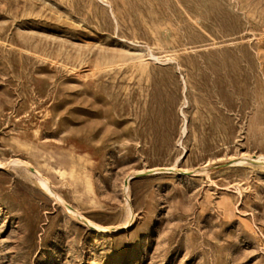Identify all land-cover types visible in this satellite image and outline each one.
Instances as JSON below:
<instances>
[{"label": "rangeland", "instance_id": "1", "mask_svg": "<svg viewBox=\"0 0 264 264\" xmlns=\"http://www.w3.org/2000/svg\"><path fill=\"white\" fill-rule=\"evenodd\" d=\"M0 163V264H264V0H0Z\"/></svg>", "mask_w": 264, "mask_h": 264}, {"label": "bare ground", "instance_id": "2", "mask_svg": "<svg viewBox=\"0 0 264 264\" xmlns=\"http://www.w3.org/2000/svg\"><path fill=\"white\" fill-rule=\"evenodd\" d=\"M11 163H12V165H25V166H27V167H29L28 165H26V164H24V162H21V161H19V160H15V161H11ZM2 166H4L3 164H1L0 163V168L2 167ZM21 167V166H20ZM33 169V168H32ZM31 169V170H32ZM27 170V169H26ZM36 171V170H35ZM37 172V171H36ZM38 173H36V174H34V172H30V175L32 176V177H34V179H35V182L37 183V185L47 194V195H49V196H51V197H54V198H57V196L55 195V193L50 189V186H49V183H48V181L46 180V179H44L43 177H41V176H38L37 175ZM58 199V198H57ZM70 211L72 212V213H74V214H76V212L75 211H73V210H71L70 209ZM71 213V214H72ZM132 213V212H131ZM77 215V214H76ZM75 215V216H76ZM128 225V227H129V223H127ZM128 227H125V228H128ZM98 230H101L99 227H96ZM124 228V227H123Z\"/></svg>", "mask_w": 264, "mask_h": 264}]
</instances>
